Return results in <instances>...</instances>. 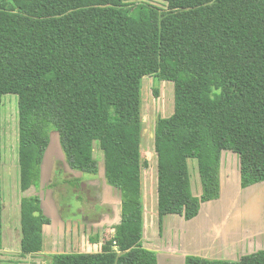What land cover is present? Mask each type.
Masks as SVG:
<instances>
[{
    "label": "trees",
    "instance_id": "1",
    "mask_svg": "<svg viewBox=\"0 0 264 264\" xmlns=\"http://www.w3.org/2000/svg\"><path fill=\"white\" fill-rule=\"evenodd\" d=\"M163 1L166 11L142 5L130 13L124 0H0V248L5 94L19 97L23 193L40 190L56 131L69 167L84 174L99 173L98 142L107 182L122 194L121 221L100 251L56 252L47 264H158L143 242L146 76L173 82L175 91L174 113L155 127L161 231L165 215L191 220L220 198L224 150L239 156L242 188L264 181V0ZM60 182L79 187L81 179ZM50 222L38 192L21 198V254L42 250ZM185 264H264V249L238 260L187 255Z\"/></svg>",
    "mask_w": 264,
    "mask_h": 264
},
{
    "label": "rangeland",
    "instance_id": "2",
    "mask_svg": "<svg viewBox=\"0 0 264 264\" xmlns=\"http://www.w3.org/2000/svg\"><path fill=\"white\" fill-rule=\"evenodd\" d=\"M19 6H23L26 0H16ZM127 4L124 9L132 13L142 5L156 6L162 11L167 10V2L163 0H124ZM155 90L159 91V95H155ZM1 115H2V181H3V195H4V228H3V245L0 248V264H47L50 255L55 252H97L101 247L95 245L99 241V236L96 230H91L89 227L72 228L69 222L65 228L59 225L56 229H46L44 235V253L39 254H21V198L26 194L39 193L43 200V205L47 213H49L56 223L60 216L68 220H79L77 216L70 214L71 205L72 211L75 210L77 204L80 206V212L86 216L85 222L95 227L97 217L101 216L103 211L99 209L100 199L103 197L97 187V180L87 182V179L93 177L91 174H84L82 172L67 169L70 177L75 176L80 178L79 187L67 184H61L59 178L54 177L52 184H46L47 175L51 171L49 164L54 163L57 158L65 160V154L61 147L59 133L53 131L51 133V143L47 154V164L44 165L45 179L43 187L40 190L31 189L26 193L21 191L20 187V166H19V97L15 94H5L2 98ZM141 105L143 116V140H142V154L145 160L148 161L149 166L143 169L144 193L146 195V203L149 207L152 206V199L156 194V177H157V152L155 150V127L159 117H169L175 110V91L174 83L166 80H159L152 76H146L142 80ZM231 151V150H230ZM229 151V152H230ZM94 157L99 163V175L103 178L105 174L104 153L101 150L99 143L94 142ZM229 161V157L227 158ZM235 168L237 161L231 159ZM231 169V168H230ZM189 171L191 174L193 192L201 189L202 184L198 171L197 161L189 160ZM85 179V180H84ZM54 187V196L52 198L51 189ZM242 187V186H241ZM69 198H67V197ZM253 192L244 191L241 193L239 201L243 207L237 215L236 227L239 228L238 234L242 235L244 241L240 244L238 249L240 253L251 252L264 247V208L255 209L252 206ZM66 197V198H65ZM66 200V201H65ZM100 207V206H99ZM104 207V206H103ZM97 210V211H96ZM259 210V212H258ZM104 215L113 214L111 207H104ZM171 216H167L164 224H170ZM164 219V218H163ZM83 220H79L81 225ZM93 223V224H92ZM60 224V223H59ZM53 228L54 225H52ZM158 226V221H157ZM78 228H80L78 230ZM59 230V231H58ZM65 232V233H64ZM64 233V234H63ZM157 233V232H156ZM54 234H57L53 236ZM62 234V235H58ZM241 237V236H240ZM230 238V237H229ZM235 240V239H234ZM248 240V241H247ZM100 241H103L101 236ZM238 243L232 242V246ZM53 245H55L53 247ZM48 246V247H47Z\"/></svg>",
    "mask_w": 264,
    "mask_h": 264
},
{
    "label": "crops",
    "instance_id": "3",
    "mask_svg": "<svg viewBox=\"0 0 264 264\" xmlns=\"http://www.w3.org/2000/svg\"><path fill=\"white\" fill-rule=\"evenodd\" d=\"M229 151L230 150H224L222 152L220 171V198L202 203L199 214L191 220H186L182 215L179 214L165 215L163 217L164 222L167 216H171L170 218L172 219L170 224L163 225L162 231L160 228V217L158 214V169L156 177V194L152 199V206H154L153 208L149 207L146 203V195L144 193V182L142 175L144 204L143 242L145 247L157 252L158 264H185L187 255H198L209 259L238 260L246 254L264 249V247H261L251 252L240 254L238 252V249L240 248L239 245L244 242L242 241L243 234L239 235V228L236 227V217L237 215H239V211H242L241 209L243 207L241 201H239L241 193L244 191L252 190V206L255 209L264 208V181L246 188H242L239 156L237 153ZM228 157L229 161L227 160ZM231 159L232 161L233 159L237 161V166L235 168H232L234 166V163L230 162ZM66 166L70 168L68 164H66ZM54 169L55 167H52V170L50 171V177L56 176ZM41 175V187H43L44 165L42 166ZM95 179L97 180V182L95 183L97 184L99 191L103 193V197L102 199H100V204H102L104 207H111L113 212L112 216L109 214L105 216L104 207H102L101 211H103V213L98 219V222L94 224V228L90 224H87L88 222H83L80 225L78 223L80 219L68 220L67 218H63L62 216L59 217L58 223H56L57 220L54 219L45 210L42 200V207L44 209V212L51 219V222L49 224L44 225L45 236H47V228L55 230L58 225L60 227L63 226L65 228L64 231L66 232V225L68 224V222L70 226L75 229L78 226L81 227L83 225V227H89L92 231L96 230L95 232L99 236V241H96L95 245L98 244L101 249L103 244L114 236L116 231L115 228L121 221V190L115 186L110 185L107 182L105 174L103 175V178H100V175L98 174L90 179H87L86 181H95ZM193 193L194 195L200 196L202 194V187L197 192ZM52 225H54L55 228H53ZM79 229L80 228H78V230ZM55 235L57 234H54L53 236ZM101 236L103 237V241H100ZM234 241L237 242L238 245L235 244L232 246V242ZM54 246L55 245H53V247ZM45 250L46 248L44 249L43 247L39 253H44Z\"/></svg>",
    "mask_w": 264,
    "mask_h": 264
},
{
    "label": "flooded vegetation",
    "instance_id": "4",
    "mask_svg": "<svg viewBox=\"0 0 264 264\" xmlns=\"http://www.w3.org/2000/svg\"><path fill=\"white\" fill-rule=\"evenodd\" d=\"M50 146V145H49ZM49 148V147H48ZM48 150L49 149H47V151H46V154H45V157H44V161H43V165H46L47 164V154H48ZM66 164H68V163H66V160H64L63 158H57L55 161H54V163L52 164V163H50L49 164V167H50V165H51V169L50 170H52V167H55V174H56V176H54L55 178L57 177V178H60L61 179V181L62 180H68V179H70V178H74L75 176H73V177H70V175H72L71 173H69V171H68V169H67V167H66ZM69 166V165H68ZM45 173L46 172H44V177H45ZM49 175H47V176H49V177H47V179H45L46 180V184H52L53 183V181H54V177H50L51 175H50V171H49V173H48ZM68 174H70V175H68ZM98 175V174H97ZM42 176V175H41ZM82 181V180H81ZM49 189H51V193H53L52 194V198L54 199V200H56V198H55V196H54V187L53 188H49ZM99 206H98V212H99V209L101 210V208L103 207V205L102 204H98ZM96 210V211H97ZM73 215H75V216H77L78 214H79V218L81 219V220H86V216L83 214V213H81L80 212V206L77 204V207L75 208V210L74 211H72L71 212ZM101 217V216H100ZM99 216L97 217L98 219L100 218ZM98 219L96 220V222H98ZM85 222V221H84Z\"/></svg>",
    "mask_w": 264,
    "mask_h": 264
}]
</instances>
